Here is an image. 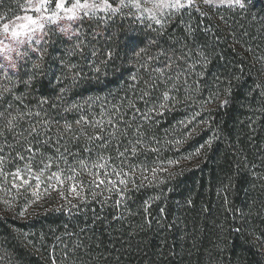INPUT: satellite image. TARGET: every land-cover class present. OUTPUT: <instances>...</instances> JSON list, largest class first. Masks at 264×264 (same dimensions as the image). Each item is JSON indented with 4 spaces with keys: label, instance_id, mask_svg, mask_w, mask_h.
<instances>
[{
    "label": "trees",
    "instance_id": "1",
    "mask_svg": "<svg viewBox=\"0 0 264 264\" xmlns=\"http://www.w3.org/2000/svg\"><path fill=\"white\" fill-rule=\"evenodd\" d=\"M20 2L0 0V11L17 15ZM245 3L200 4L206 16L193 9L163 28L132 9L86 19L82 52L74 51L75 37L51 31L44 60L32 56L43 74L27 88L0 84L13 89L0 103L7 173L23 168L15 156L29 144L39 150L34 172L53 160L39 184L33 177L30 186L13 187L7 178L0 264H264V0ZM131 34L143 41L138 57ZM201 52L206 68L197 63ZM32 61L18 65L13 80H27ZM9 114L17 117L12 131ZM33 126L38 135H29ZM99 156L111 157L107 179L122 195L93 184L88 173L106 179L104 170L78 167ZM71 168L80 175L70 181ZM113 168L132 172L135 183L122 175L125 189ZM56 172L63 183L48 179Z\"/></svg>",
    "mask_w": 264,
    "mask_h": 264
},
{
    "label": "snow or ice",
    "instance_id": "2",
    "mask_svg": "<svg viewBox=\"0 0 264 264\" xmlns=\"http://www.w3.org/2000/svg\"><path fill=\"white\" fill-rule=\"evenodd\" d=\"M200 4L210 7H217L219 4H227L229 7L238 6L241 9L246 8L245 0H199V2L198 0H26L24 5H18V7L25 13L24 15L0 13V59L4 61L0 62V74H2L6 80L12 81L13 84L23 83L25 88L32 85L37 76L43 74V65L36 61H32V56H35L37 61L44 60L45 53L47 52V45L49 44V39H47V37L51 31H58L59 33L68 35L70 38L75 37L77 43L74 51L82 52L83 49L81 48V45L84 42L80 39L83 33L79 27V23L86 19L107 21V19L114 18L117 15H125L123 9H132L138 15L139 19L143 20L146 17L147 19L155 20V22L163 28L165 22L171 21L174 16H181L182 19L183 13L190 12L193 9L196 12H199L202 17L206 16L207 14L201 11ZM147 5H150V7ZM27 13H34V15ZM132 14V12L128 13V15ZM73 24H77L74 31L72 29ZM186 27L189 32L193 31L190 25H186ZM142 42L141 38L135 34H131L127 38L129 50L136 57L145 52V48L140 47ZM93 55H95V53H93ZM106 56L110 59L112 53L109 51L106 53ZM200 56L202 57V61H197V63H200L201 67L206 68L209 63L208 58L203 52L200 53ZM26 61H32L31 74L28 75V79L23 81L13 80V77L18 75V73L13 70H16L18 65ZM60 63L66 68L69 67L64 61H61ZM70 67L75 68L76 66L71 65ZM169 67H171V65H169ZM194 67V64L189 65V68ZM96 70L99 71V68ZM10 71H12V75H9ZM159 71L163 72V69H160ZM203 74L204 73L201 72L198 75L203 76ZM78 77L79 73L77 72L74 79ZM133 79H135V77H133ZM176 79H180V76L178 75ZM12 91V88H6L3 92H0V103L4 100V92L11 93ZM163 97L165 100L169 99L168 93L165 92ZM218 98L219 96L217 95V99ZM13 100L22 102L23 95H14ZM40 103H47V101L46 99H41ZM227 103V100L221 102L222 106ZM11 107V103L5 105V109ZM73 107L75 108L77 106L73 105ZM160 107H164V105L161 104ZM37 115H39V113H37ZM3 117L4 112L0 111V118ZM16 119V116H11V114H9L6 124L8 131L14 129L16 126L14 121ZM82 119L85 123H90L86 117H83ZM76 123L80 124L81 121L77 120ZM108 123H112V121L109 120ZM94 126L102 127L100 121H95ZM65 128L70 130L71 125L66 124ZM2 134L3 133L0 132V135ZM33 134L38 135L37 129L34 126L29 132V135ZM90 139H101V137L97 134V136L91 137ZM46 142L47 141H45V143ZM210 143L211 141H209V144ZM0 151H2V149H0ZM22 151H26L31 155L26 157L22 154ZM22 151L16 152L15 160L25 162L23 168L16 167L14 171L8 173L5 172L6 158L5 156L0 155V178L7 179L11 176L13 187L22 188L26 185L30 186V181L33 177L37 184H39L44 172L52 167V158L46 157L45 160L40 161L43 167H41L39 174H37L34 172L31 164L36 152L39 150L37 149L36 152H34L32 145L29 144L26 148L22 149ZM134 151L135 150H133V152ZM120 155L122 156L123 153H120ZM110 160L111 157L99 156L97 161L91 165L84 160H80L78 161V167L82 170L88 169L89 166L93 169L98 168L104 170L106 179H99V173H88L93 176V184L96 187L105 185L106 190H117L118 194L122 195V190L115 189L117 181L107 179L109 173L106 169ZM70 171L73 173L72 176L67 177L70 181L80 175L76 168H71ZM152 171L155 173V169ZM25 174H27V178ZM112 174L119 178V184L124 185L125 189L128 180L121 178L122 175L131 179L133 184L135 183L132 172L122 173L116 168H113ZM48 179H55L58 182L63 183L59 172L52 173ZM108 185H112V187H108ZM73 191H75V185H73ZM116 203L119 204L120 201L117 200Z\"/></svg>",
    "mask_w": 264,
    "mask_h": 264
},
{
    "label": "rangeland",
    "instance_id": "3",
    "mask_svg": "<svg viewBox=\"0 0 264 264\" xmlns=\"http://www.w3.org/2000/svg\"><path fill=\"white\" fill-rule=\"evenodd\" d=\"M198 2H199V0H198ZM26 3V0H21V2H20V4L19 5H24ZM148 7H150V5H147ZM217 7H229L227 4H219ZM17 10H21V9H17ZM15 11V10H14ZM134 11V10H133ZM11 12H13V11H11ZM11 12L10 11H4V10H1L0 11V13H7V14H11ZM25 13L21 10L20 11V13L19 14H17V15H24ZM27 14H31V15H34V13H27ZM146 18V17H145ZM144 18V19H145ZM147 19V18H146ZM152 21H155V20H152ZM73 26H74V24L72 25V28H73ZM0 62H4V61H2V59H0ZM12 72V71H11ZM0 84H6L7 83V80L3 77V75L2 74H0ZM5 86H0V92H3L4 91V88ZM6 89V88H5ZM4 94H5V92H4ZM0 155H3V156H5V158H6V160H7V153L5 152V151H0ZM7 162V161H6ZM5 172L7 173V163H5ZM1 180L3 179V182H1L0 183V194H3V195H6L7 196V179H4V178H0ZM1 184H3L2 186H1ZM73 191V190H72ZM73 192H75V191H73Z\"/></svg>",
    "mask_w": 264,
    "mask_h": 264
}]
</instances>
